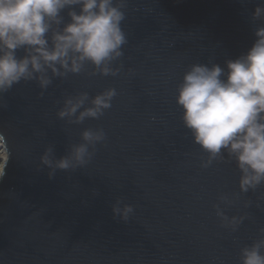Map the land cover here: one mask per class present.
I'll return each mask as SVG.
<instances>
[{"label":"water","instance_id":"95a60500","mask_svg":"<svg viewBox=\"0 0 264 264\" xmlns=\"http://www.w3.org/2000/svg\"><path fill=\"white\" fill-rule=\"evenodd\" d=\"M262 2L126 0L128 43L112 62L116 75L87 66L54 77L43 95L36 81L4 93L0 133L11 156L0 180V264H241V248L264 236V183L241 192L234 160L202 167L208 154L175 96L192 63L223 66L248 50L264 23L251 17ZM108 87L117 95L99 119L57 116L65 96ZM85 128H103L106 139L85 166L50 179L45 148L64 155ZM118 199L133 206L127 220L113 213ZM217 204L244 217L235 230L221 223Z\"/></svg>","mask_w":264,"mask_h":264},{"label":"clouds","instance_id":"9594fccd","mask_svg":"<svg viewBox=\"0 0 264 264\" xmlns=\"http://www.w3.org/2000/svg\"><path fill=\"white\" fill-rule=\"evenodd\" d=\"M126 0H0V99L21 81H36L42 90L54 77L79 74L87 66L92 75H116L112 62L123 56L128 43L121 22ZM65 14L67 19L65 18ZM253 20L264 21V2L257 3ZM255 40L246 52L224 65L214 61L192 63L177 85L175 100L181 119L195 143L208 154L202 167L213 161L234 160L240 171L241 192L264 183V23L254 30ZM22 52V55H18ZM116 89L108 87L89 98L86 91L67 95L57 111L60 119L80 124L99 119L112 106ZM6 104H0L5 107ZM81 142L70 144L57 157L53 146L40 161L51 179L57 169L85 166L96 145L106 139L103 128H85ZM11 156L0 133V180ZM220 200L229 203L227 197ZM120 201L113 213L127 220L133 206ZM247 206V202H246ZM216 214L225 227L236 229L243 216H227L217 204ZM264 233V228L260 229ZM264 236L240 250L241 264H264Z\"/></svg>","mask_w":264,"mask_h":264}]
</instances>
